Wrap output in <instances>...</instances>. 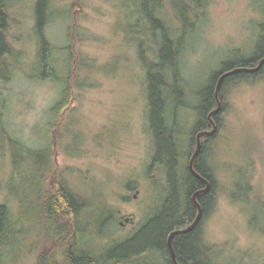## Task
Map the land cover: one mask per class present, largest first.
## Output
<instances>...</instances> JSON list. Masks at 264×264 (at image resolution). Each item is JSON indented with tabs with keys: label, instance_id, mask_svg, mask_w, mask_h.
I'll return each mask as SVG.
<instances>
[{
	"label": "rangeland",
	"instance_id": "1",
	"mask_svg": "<svg viewBox=\"0 0 264 264\" xmlns=\"http://www.w3.org/2000/svg\"><path fill=\"white\" fill-rule=\"evenodd\" d=\"M131 1L136 0H52L54 13L44 30L53 45L52 67L72 87L71 100L54 111L66 82L43 77L34 68L35 0H4L10 16L6 35L15 55L11 78L0 81L3 122L24 146L50 145L51 167L92 208L115 211L114 221L101 232V245L135 229L156 191L147 176L153 143L145 70L130 40L137 29L129 20ZM204 11L181 56L189 99L178 113L184 131L194 118L195 92L210 73L226 61L248 58L264 35V0H207ZM226 104L221 129L206 155L215 194L203 234L216 246V264H264V205L259 200L264 196V79L235 86ZM182 141L187 143L186 135ZM37 162L22 149L0 142V203L20 223L12 234L0 237V264H33L37 247L44 244L37 235L41 221L34 201L33 180L42 168ZM245 172L250 195L237 185Z\"/></svg>",
	"mask_w": 264,
	"mask_h": 264
},
{
	"label": "trees",
	"instance_id": "2",
	"mask_svg": "<svg viewBox=\"0 0 264 264\" xmlns=\"http://www.w3.org/2000/svg\"><path fill=\"white\" fill-rule=\"evenodd\" d=\"M206 1L136 0L128 4L133 6L129 20L133 19L137 28L134 30L136 35L130 40L136 43L138 59L145 70L147 127L153 143L147 176L151 184L159 188L144 217L127 236L107 245L98 244L103 229L114 221L115 211L100 205L92 208L86 197L70 188L62 173L51 167L50 145L40 149L31 148L12 138L0 110V142L4 144L7 141L9 146L22 149L42 165L33 184L36 187V218L41 221L37 235H41L40 241H44V244L42 247L34 245L38 252L33 264H174L167 238L172 231L190 225L197 214L192 194L202 188L204 183L191 173L188 161L195 148L196 134L212 128L208 114L217 106L214 93L217 79L232 68L255 66L264 57L263 35L256 50L248 58L226 61L220 69L212 71L205 85L195 92L192 107L194 118L189 129L184 131L178 113L179 109L186 106V99H189L181 56L187 36L204 17ZM170 7L173 13L169 12ZM33 10V30L37 40L34 68L41 69L43 77L49 75L66 82L60 100L53 106V110L58 111L71 100L72 87L68 78L57 75L52 67L53 45L44 31L54 13L52 0H35ZM9 18L5 2L0 0V81L11 78L12 57L15 55L6 35ZM261 29L264 34V21ZM124 32L126 34L127 30ZM69 68L67 65V70ZM258 79H264V63L257 71L236 72L221 82V108L212 115L217 130L212 135L201 136V150L194 161L195 170L210 181L211 188L197 195L203 210L199 223L192 230L173 236L172 245L180 264H216L219 261L215 253L216 246L209 243L203 234V223L213 208L215 194V181L207 166L206 155L221 129L223 115L228 109L226 98L229 91L243 82ZM183 135L187 136V143H183ZM48 179L53 180V184L46 185ZM259 200L264 205L263 195L259 196ZM97 212L100 215L95 218ZM16 224L18 222L9 219L7 205L0 203V237L5 232L12 234Z\"/></svg>",
	"mask_w": 264,
	"mask_h": 264
},
{
	"label": "water",
	"instance_id": "3",
	"mask_svg": "<svg viewBox=\"0 0 264 264\" xmlns=\"http://www.w3.org/2000/svg\"><path fill=\"white\" fill-rule=\"evenodd\" d=\"M263 63H264V57L261 58L259 60V62L257 63V65H255V66H252V67H248V66H243L242 67L241 66V67L232 68V69H230L228 71L223 72L217 79L216 86H215V92H214L215 93L216 102H217V106L212 111H210L209 114H208V119L212 123V128L210 130H202V131H200V132H198L196 134V136H195V140H196L195 149L192 152V154L190 156V159L188 161V168L191 171V173L194 174L198 179H200L204 183V186L202 188H200L199 190H197L196 192H194L192 194L193 203L197 207V214H196V217H195L194 221L190 225H188L185 228H181V229H177V230L172 231L168 235V238H167L168 248H169V251H170L172 262L174 264H180V263H178V261L176 259L175 251H174V248H173V245H172L173 236L175 234H177V233L188 232V231L192 230L199 223V221L203 217V210H202L201 204L199 203V201L197 199V195L201 194V193H205L211 188L210 181L207 178H205L202 175H200L195 170L194 161H195L196 156L199 154V152L201 150V136L202 135H212L217 130V125H216L214 119L212 118V115L217 113V112H219V110L221 108V100L219 98V89H220L221 82L226 76L231 75V74L236 73V72H240V71L254 72V71H257L263 65ZM125 220L128 221L129 217H127Z\"/></svg>",
	"mask_w": 264,
	"mask_h": 264
},
{
	"label": "bare ground",
	"instance_id": "4",
	"mask_svg": "<svg viewBox=\"0 0 264 264\" xmlns=\"http://www.w3.org/2000/svg\"><path fill=\"white\" fill-rule=\"evenodd\" d=\"M52 63H54L52 61ZM53 65V64H52ZM196 145V144H195ZM195 149V148H194ZM249 175L245 172L243 177L239 180L238 179V182H237V185L238 186H245L244 189L247 191V193L250 195V192L252 191V189H250V186H249ZM240 181H242V184L240 183ZM159 187L155 185V189L157 190ZM9 219L11 221H13L14 219L12 218V215H11V212L9 211ZM20 223L16 224V226H18Z\"/></svg>",
	"mask_w": 264,
	"mask_h": 264
},
{
	"label": "flooded vegetation",
	"instance_id": "5",
	"mask_svg": "<svg viewBox=\"0 0 264 264\" xmlns=\"http://www.w3.org/2000/svg\"><path fill=\"white\" fill-rule=\"evenodd\" d=\"M126 219V218H125ZM129 220L132 222V218L131 217H129Z\"/></svg>",
	"mask_w": 264,
	"mask_h": 264
}]
</instances>
